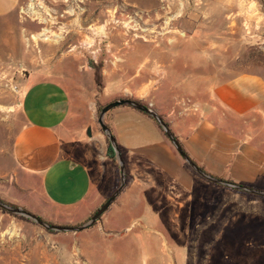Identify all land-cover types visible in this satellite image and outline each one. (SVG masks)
Masks as SVG:
<instances>
[{
	"label": "rangeland",
	"instance_id": "374dc122",
	"mask_svg": "<svg viewBox=\"0 0 264 264\" xmlns=\"http://www.w3.org/2000/svg\"><path fill=\"white\" fill-rule=\"evenodd\" d=\"M29 5L34 14H28ZM247 9L255 14L250 22L258 26L255 34L245 25ZM18 15L19 24L13 21L21 29L17 60L6 59L9 49L20 47L14 40L8 45L0 24V199L21 209V192L6 172L19 127L22 83L38 68L56 73L70 90L82 79L85 90L76 105L83 113L77 126L86 123L89 105L90 112L97 108L94 125L102 133L99 109L110 102L101 95L113 91L114 78L125 81L122 90L136 72L138 87L158 82L162 68L154 64L164 61L172 64V82L213 72L185 68L178 63L184 58L217 59L219 72L234 75L264 71V0H22ZM32 35L40 39L33 41ZM104 69L110 75L104 77ZM192 88L184 94L195 92ZM116 160L120 184L117 155ZM223 190L201 187L185 206L155 203L159 209L151 215L159 226L137 218L141 211L124 213L114 220L117 226L123 223L116 231L104 224L111 209L88 230L58 233L0 208V264H264V197ZM165 193L156 196L165 200Z\"/></svg>",
	"mask_w": 264,
	"mask_h": 264
},
{
	"label": "crops",
	"instance_id": "0c3cea01",
	"mask_svg": "<svg viewBox=\"0 0 264 264\" xmlns=\"http://www.w3.org/2000/svg\"><path fill=\"white\" fill-rule=\"evenodd\" d=\"M21 1L0 0L1 32L7 36L8 45L14 40L20 47L7 51L8 60L21 58V29L13 27V21L18 23L20 17ZM246 14L245 25L250 24L246 27L255 34L258 26L250 23L255 14L250 9ZM178 63L185 68L210 67L213 72L200 70L184 81L172 82L168 69L172 64L164 61L154 64L162 68L158 82L138 87L136 72L122 90L125 81L114 78L110 81L113 91L101 99L143 102L160 114L185 152L205 172L264 190V71L251 69L235 75L219 72L218 60L211 58H184ZM107 74L104 69V77ZM54 75L47 67H40L23 80L19 127L6 178L21 192L17 203L24 209L49 223L77 226L117 189L119 175L108 157L106 138L94 125L97 108L90 112L87 105L86 123L77 126L83 113L76 105L85 90L82 79L70 90ZM192 85L195 92L184 94ZM105 120L118 142L127 173L126 186L109 208L111 216L104 220L108 230L121 227L123 223L117 226L114 221L117 217L137 211L143 212L137 218L159 226L160 221L151 215L159 209L155 203L185 206L195 200L201 187L220 193L230 189L212 186L196 173L146 113L123 105L111 110ZM160 191L168 194L167 199H158Z\"/></svg>",
	"mask_w": 264,
	"mask_h": 264
},
{
	"label": "water",
	"instance_id": "95a60500",
	"mask_svg": "<svg viewBox=\"0 0 264 264\" xmlns=\"http://www.w3.org/2000/svg\"><path fill=\"white\" fill-rule=\"evenodd\" d=\"M123 105L133 107L139 111L146 113L150 117H152L158 123V125L162 128V130L164 131V133L166 134V136L168 137V139L170 140V142L172 143L176 151L183 158V160L196 173H198L200 176L205 178L207 181L213 184L219 185V186H224L226 188L239 191V192H244V193L264 197V190H258L255 188H250L248 186L229 182V181L217 178L205 172L185 152L179 140L175 137L172 130L170 129L169 125L165 122V120L160 116V114L157 111H155L150 106L144 104L141 101L126 98V99H120V100L111 102L107 104L106 106H104L98 117V123L100 124L103 133L107 136L111 146L113 147L114 152L117 155L118 162L120 165L121 182L119 186L117 187V189L111 194V196L106 200V202L94 213V215L91 217V219L87 223L80 225V226H61V225L50 224L46 222L45 220H43L41 217L37 216L36 214H33L25 209L14 207L2 201L1 199H0V208L12 214L29 219L35 222L36 224L40 225L41 227L45 228L46 230L52 231V232L78 233V232H82V231L88 230L89 228L93 227L102 218L105 212H107L108 209L115 203V201L117 200L119 195L122 193L127 183L126 165L123 160L121 150L119 148V145H118V142L115 136L113 135L111 129L109 128L105 120L107 114L111 110H113L116 107L123 106ZM88 134L91 135L90 129L88 130Z\"/></svg>",
	"mask_w": 264,
	"mask_h": 264
},
{
	"label": "trees",
	"instance_id": "16d2710c",
	"mask_svg": "<svg viewBox=\"0 0 264 264\" xmlns=\"http://www.w3.org/2000/svg\"><path fill=\"white\" fill-rule=\"evenodd\" d=\"M103 109V107H101L100 109H99V111L101 112V110ZM108 157H109V159L112 161V163H113V165L116 167L117 166V160H116V154H115V152H114V150H113V147L111 146V144H110V142L108 141ZM12 206H14V205H12ZM14 207H16V206H14ZM3 210V209H2ZM4 212H7V211H5V210H3ZM94 215V214H93ZM92 215V216H93ZM91 216V217H92Z\"/></svg>",
	"mask_w": 264,
	"mask_h": 264
},
{
	"label": "built area",
	"instance_id": "2783aa9c",
	"mask_svg": "<svg viewBox=\"0 0 264 264\" xmlns=\"http://www.w3.org/2000/svg\"><path fill=\"white\" fill-rule=\"evenodd\" d=\"M40 8H41V6H40ZM27 12H28V14L30 13V14H34L33 13V7L32 6H30L29 5V7H28V9H27ZM42 33H44V32H42ZM38 35V34H37ZM37 35H32L31 36V39L33 40V41H37L38 39H40V38H38V39H35V36H37ZM16 92H18V89L16 88Z\"/></svg>",
	"mask_w": 264,
	"mask_h": 264
},
{
	"label": "bare ground",
	"instance_id": "6f19581e",
	"mask_svg": "<svg viewBox=\"0 0 264 264\" xmlns=\"http://www.w3.org/2000/svg\"><path fill=\"white\" fill-rule=\"evenodd\" d=\"M35 38H37V37H35Z\"/></svg>",
	"mask_w": 264,
	"mask_h": 264
}]
</instances>
